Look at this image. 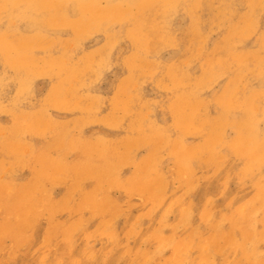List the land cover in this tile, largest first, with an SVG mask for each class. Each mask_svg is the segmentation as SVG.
<instances>
[{
	"label": "rangeland",
	"instance_id": "obj_1",
	"mask_svg": "<svg viewBox=\"0 0 264 264\" xmlns=\"http://www.w3.org/2000/svg\"><path fill=\"white\" fill-rule=\"evenodd\" d=\"M0 264H264V0H0Z\"/></svg>",
	"mask_w": 264,
	"mask_h": 264
}]
</instances>
